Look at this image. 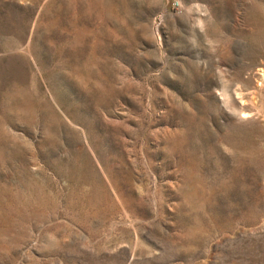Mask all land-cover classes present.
Returning a JSON list of instances; mask_svg holds the SVG:
<instances>
[{
  "label": "rangeland",
  "instance_id": "374dc122",
  "mask_svg": "<svg viewBox=\"0 0 264 264\" xmlns=\"http://www.w3.org/2000/svg\"><path fill=\"white\" fill-rule=\"evenodd\" d=\"M0 264H264V0H0Z\"/></svg>",
  "mask_w": 264,
  "mask_h": 264
},
{
  "label": "built area",
  "instance_id": "2783aa9c",
  "mask_svg": "<svg viewBox=\"0 0 264 264\" xmlns=\"http://www.w3.org/2000/svg\"><path fill=\"white\" fill-rule=\"evenodd\" d=\"M172 1H173V5L178 8L180 4V0H172Z\"/></svg>",
  "mask_w": 264,
  "mask_h": 264
}]
</instances>
